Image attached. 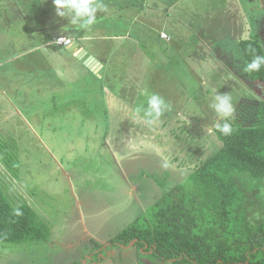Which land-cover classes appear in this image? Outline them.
<instances>
[{
	"label": "rangeland",
	"instance_id": "obj_1",
	"mask_svg": "<svg viewBox=\"0 0 264 264\" xmlns=\"http://www.w3.org/2000/svg\"><path fill=\"white\" fill-rule=\"evenodd\" d=\"M149 1L153 9L144 20L156 26L166 19L159 29L138 21L129 24L126 16L119 21L115 13L131 4L127 0H112L121 4L109 6L100 0L105 10L97 13L90 29H83L95 37L92 41L101 40L95 44L112 57L99 80L88 77L70 56L79 41L71 48L56 45L54 38L64 35L68 26L56 16L53 0L41 1L39 22L52 30L38 42L47 40L52 46L38 48L37 40L28 38L15 48L13 57L14 49L0 48V186L13 205L28 203L41 219L46 216L54 225L48 224L53 236L61 240L42 252L34 247L45 242L0 243V264L99 263L100 257H92L90 248L97 242L82 235L85 230L108 234L113 228L103 219L81 217L74 208L91 187L101 188L99 217L111 199L117 206L113 221L120 226L119 206L129 186L116 173H120L117 165H112L115 156L121 170L133 171L127 177L136 179L137 198L147 201L175 185H185L196 166L222 147L215 130L211 135L205 131L218 120L209 110L217 92L232 96L236 111L229 123L253 126L259 121L264 84L245 77L240 41L259 37L264 46V0ZM161 28L168 40L160 39ZM119 34L127 36L128 43L111 47L115 42L109 38ZM127 44L132 48L122 50ZM31 62H36L35 72H26ZM17 91L28 95L21 99ZM145 91L161 95L170 105L155 128L131 119L133 109L147 107ZM51 94L76 107L70 112L62 110L63 104L56 107L50 102ZM252 187L264 202V185ZM64 229L71 232L66 239ZM120 232L103 239L110 247L102 254L109 257L103 264H174L137 247L118 250L111 239ZM71 243H75L73 250L67 245Z\"/></svg>",
	"mask_w": 264,
	"mask_h": 264
},
{
	"label": "trees",
	"instance_id": "obj_2",
	"mask_svg": "<svg viewBox=\"0 0 264 264\" xmlns=\"http://www.w3.org/2000/svg\"><path fill=\"white\" fill-rule=\"evenodd\" d=\"M240 47L245 64L264 55L259 37L241 39ZM245 77L263 85L264 69ZM259 112L253 126L232 124L228 136L215 131L222 147L196 166L185 185L164 190L111 244L130 246L136 240L134 247L174 264H264V202L252 187L264 185V105ZM17 162L20 168L18 153ZM50 238V227L35 209L13 205L0 186V243Z\"/></svg>",
	"mask_w": 264,
	"mask_h": 264
},
{
	"label": "crops",
	"instance_id": "obj_3",
	"mask_svg": "<svg viewBox=\"0 0 264 264\" xmlns=\"http://www.w3.org/2000/svg\"><path fill=\"white\" fill-rule=\"evenodd\" d=\"M41 1L42 0H0V48L14 49L13 51H11L12 57H13V52L15 51V48L16 49L20 48L19 47L21 45L20 42L22 40H26L28 38H35L37 40L36 46L38 48L44 47L46 45L52 46L51 45L52 42H48L47 40H42L40 43H38L40 41V39L45 34H47V32L52 30V27H50L48 25H42L39 22V17L42 13ZM106 1H107L106 2L107 6H109L111 4H114V5L116 4V3H113L112 0H106ZM127 2H129L131 4H128L127 7H120V8L118 7V9H117L118 12L115 13L116 16L119 18V21H123V17L126 16L128 18L129 24H132L133 22L138 21L139 24H147V27H149V25H150V29H152L153 27H157V29H159V27L164 26V24L166 23V19H164V18H162L159 21V24H156V26H154L152 24L150 19L148 20V22H145L144 17L147 16L149 14V12H151L153 9V5L149 0H147V1L146 0H127ZM119 4H121V3H117L116 5H119ZM119 10H121V11H119ZM63 22H64V20H63ZM65 22L67 23V26H68L67 28H64L65 34L56 36L54 38V41L57 37H68V38H71L73 40V43H75L74 41H76V42L79 41V43L81 42V44H79V43L77 44V49H74V47L71 48L69 46L72 50V51H69L70 56L75 58V60L77 62H79L81 64V66H83L85 72H88L90 74V75H87L88 77L92 76L96 80H99L100 77L95 75L84 64L85 59H87L91 56L95 57L104 66L103 67V75H102V77H104L106 66H107V64L112 63L111 62L112 57L107 56V55H109V52L105 48H103L101 46H97L95 44L96 42H100L101 40L92 41V39H94L95 37L93 38L86 31H84L82 28H80L78 26H72L71 24H69V22L67 20H65ZM130 29L131 28L127 29L125 32L127 34V36L129 35ZM159 32L167 34L166 30H163V28H161V30H159ZM127 36H124L123 34H119V35H114V37L109 38L110 42H115L114 44H111V47L116 46V47L120 48L121 45H123L122 44L123 42L128 43L129 40L126 39ZM159 36H160V34H159ZM49 38H51V36H49ZM160 39L161 40H167V39L161 38V36H160ZM23 46H24V44H23ZM126 46H128V44ZM126 46L123 47L122 50L132 48L131 46H128V47H126ZM60 48H66V47H60ZM121 52H122V54L124 53L123 55H125V53H127L128 51H121ZM19 57H22V55H20ZM242 60H244L243 57H242ZM35 64H36V62L29 63L28 65L25 66L24 70L26 72H28L30 70H32V72H35V70H34ZM244 65H245V62H244ZM32 75L33 76L31 78H29V80H31V81L34 80L33 77L35 76V74H32ZM130 80H132V79H130ZM16 93H18V95H20L21 99L24 96L28 95V94H24V93H21L18 91ZM36 93L37 92H35L34 94H36ZM34 96L37 100H39V98L36 95H34ZM32 98H33V95H32ZM125 100H126L125 102H128V103L131 102V100H129V99L127 100L126 98H125ZM36 102H39V101H36ZM50 102L53 103L56 107L59 104H63L62 110L68 111V112H70L72 110V108L76 107L71 102H69L68 99H62L61 97L58 98V94H51L50 95ZM83 123H85V121ZM93 123H96V122H93ZM96 126H98V125H96ZM112 165L113 166L117 165L120 173H118L115 170L116 173L119 176L122 175L124 178L123 182L129 186L128 193L126 194V200L121 201L120 206H119L121 216H120L118 224L120 223V226L116 225L113 221V219L115 217V208H117V206L112 202L111 199H110V202L107 203V205H106L107 211L101 217H99L98 205L102 204V203H100V201H98V199H99L98 196L103 191V189H101V188L95 189L94 186L91 187L86 198L82 202H81V200H78L77 201L78 205L74 208V209H77V211L81 217H83L85 219H87V218L95 219L93 221H97V219H103L102 222H104L108 227L113 228L111 230V232H109L108 234H103L100 231L93 233V232H88V230H85L84 234L82 235V239H84L85 237H87V235H89L93 242L94 241L97 242V243H94L95 245H92V247H90L91 249L94 250L92 253V257H94V256L100 257V259L98 260L99 263H95V264H103L104 260L107 261L109 259L108 256H106L105 258H102V254L104 255V253L107 250H110L109 245H107V242H105V240H103V239L108 238L111 233H116V232H120V231L122 232L123 231L122 229L126 228L128 223H130L134 220V217L138 218L141 215L145 214L147 209L150 207V205L154 204L156 202V200L162 194V192H159V194L157 193L156 195L152 196L151 198H148L147 201H144L142 199L137 198L138 188L136 185V179L135 178L129 179L127 177V175H129V174H133V171L130 169H126V168L121 170V168H120L121 165L119 166L116 156H115V163L112 162ZM21 174H22V171H21ZM22 179H24V175H22ZM93 180H94L93 182L97 183V184L99 182H101L100 179H98V180L93 179ZM156 185H157L156 183H153V187ZM130 201H131V204L129 203ZM74 209L69 211L68 213L74 212ZM89 210H91V211L89 212ZM45 218H46V216H44L42 220L45 221L47 224H49ZM84 224L87 225V222H84ZM49 225H51L52 228L54 227V225L52 223H50ZM64 232H65V239H66V237L71 232L69 231V229H64L62 236H63ZM95 234H97V235H95ZM58 241H59V239L55 238L53 236V231H51L50 240L48 242H45L46 243L45 245H37L34 248L40 250V252H42L43 249L45 251H47L48 249L49 250L52 249L54 244H56ZM60 241H59V243H60ZM96 244H98L100 246H97ZM67 245L69 246L70 250H73L75 243H71V244H67ZM134 245L130 246V247L133 248ZM112 246L119 247L118 250H125L126 249V248H123L121 245H113L112 244ZM2 251L4 252L3 249L1 250V253H2ZM143 251H145V250L143 249ZM146 252H150L151 254H153V251H146ZM84 254L86 255V257L90 258L88 251H85ZM0 257H2V254H0ZM170 262H173V261H170ZM77 263L81 264L79 262H77ZM85 264H89V263L86 261Z\"/></svg>",
	"mask_w": 264,
	"mask_h": 264
},
{
	"label": "clouds",
	"instance_id": "obj_4",
	"mask_svg": "<svg viewBox=\"0 0 264 264\" xmlns=\"http://www.w3.org/2000/svg\"><path fill=\"white\" fill-rule=\"evenodd\" d=\"M53 5L57 17L85 30L95 24L97 13L105 10L100 0H53ZM262 69H264V55L253 56L244 66V71L249 74L258 73ZM143 95L146 97L147 107L133 109L131 119L149 128H155L164 113L170 110V105L157 93L145 91ZM209 110L216 114L218 120L213 121L212 126L205 128L206 134L211 135L215 130L224 136L231 135L233 128L229 121L234 119L236 111L231 94L217 92L209 103ZM185 120L190 124L189 119L185 118ZM16 215H20L19 210H16Z\"/></svg>",
	"mask_w": 264,
	"mask_h": 264
},
{
	"label": "water",
	"instance_id": "obj_5",
	"mask_svg": "<svg viewBox=\"0 0 264 264\" xmlns=\"http://www.w3.org/2000/svg\"><path fill=\"white\" fill-rule=\"evenodd\" d=\"M84 58V57H83ZM82 58V59H83ZM84 64L88 69H90L95 75L98 77H102L103 75V64L99 62L95 57L91 56L84 60ZM136 243V240L133 241L130 246H133ZM123 248H126L123 246Z\"/></svg>",
	"mask_w": 264,
	"mask_h": 264
},
{
	"label": "built area",
	"instance_id": "obj_6",
	"mask_svg": "<svg viewBox=\"0 0 264 264\" xmlns=\"http://www.w3.org/2000/svg\"><path fill=\"white\" fill-rule=\"evenodd\" d=\"M162 38L164 39H169L168 35L165 34V33H162L161 34ZM56 43L59 45V46H70L72 45L73 43V40L71 38H66V37H61V38H58Z\"/></svg>",
	"mask_w": 264,
	"mask_h": 264
}]
</instances>
